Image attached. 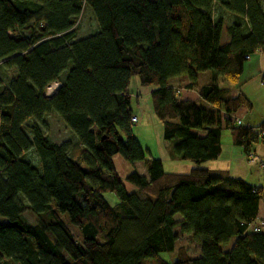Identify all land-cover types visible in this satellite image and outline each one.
I'll return each instance as SVG.
<instances>
[{
  "label": "trees",
  "instance_id": "obj_1",
  "mask_svg": "<svg viewBox=\"0 0 264 264\" xmlns=\"http://www.w3.org/2000/svg\"><path fill=\"white\" fill-rule=\"evenodd\" d=\"M33 1L0 0V69L15 72L0 77V264H264V225L251 227L264 220V184L200 166L219 157L224 130L246 155L264 140V122L257 131L230 117L248 105L234 94L244 61L264 51L261 1L36 0L31 22ZM84 2L97 29L77 38ZM181 76L200 100L168 85ZM134 80L153 87L171 158L195 164L187 173L166 172L135 137ZM51 113L77 147L47 137ZM115 154L147 176L121 177ZM185 233L198 255L175 247ZM173 250L172 262L160 255Z\"/></svg>",
  "mask_w": 264,
  "mask_h": 264
},
{
  "label": "crops",
  "instance_id": "obj_2",
  "mask_svg": "<svg viewBox=\"0 0 264 264\" xmlns=\"http://www.w3.org/2000/svg\"><path fill=\"white\" fill-rule=\"evenodd\" d=\"M264 72V51L252 53L245 61L239 82L236 85L237 90L234 94L240 92L248 102L239 109V116L245 125L255 127L264 122V85L260 84V76ZM189 81L184 76L175 77L169 80L168 85L177 88L180 99L200 100L201 97L197 88L185 87ZM137 80H134L130 87L131 97L135 100V110L132 114L137 118V125L133 129L135 137L139 140L145 150L150 155L157 156L161 159L163 169L171 173H187L195 164L188 160L172 159L169 153L168 142L162 137V126L160 121L152 111L150 100V91L153 87L148 88V94L139 97ZM141 87V86H140ZM201 136L205 135L207 130H195ZM226 140H222L223 136ZM221 153L217 159L209 160L200 166L211 170L212 172H224L233 178H241L249 181L254 185L264 184V172L258 163L250 162L242 147L232 145L229 141V132L224 130L221 137ZM252 152L264 159V140L255 143L252 146ZM116 162V163H115ZM142 163L141 169L135 168L136 163ZM113 164L116 171L125 177L129 172L136 169L138 173L147 176L142 161L134 164L126 162L120 155L113 156ZM120 168L123 172L120 173ZM259 217L264 218V206H260Z\"/></svg>",
  "mask_w": 264,
  "mask_h": 264
},
{
  "label": "rangeland",
  "instance_id": "obj_3",
  "mask_svg": "<svg viewBox=\"0 0 264 264\" xmlns=\"http://www.w3.org/2000/svg\"><path fill=\"white\" fill-rule=\"evenodd\" d=\"M263 10H264V0H260ZM39 2L38 1H33L32 3L28 4V8H29V12L32 15V21L31 22H35L37 20V18L40 17V15L42 14V10L38 7ZM231 19L228 17L225 20V25L230 23ZM32 24V23H31ZM30 24V25H31ZM97 29V22L94 18V16L92 15L90 9L87 7V5L85 4V2L83 3V9L82 12L80 14V17L77 21V25H76V37L80 38V37H84L92 32H94ZM29 33L28 29H25L23 31H21L22 35H27ZM223 40H225V34L223 36ZM209 72H202L199 75V83H203V81L206 80V74H208ZM15 74L14 70H6L5 72L2 71L0 69V77L2 78L3 83L5 82V79L7 77H11ZM4 75V77H3ZM7 76V77H5ZM139 89H137V95L139 97H141L142 95L148 94V88H144L147 86H138ZM46 92V90H45ZM54 94V93H53ZM53 94L49 95L48 93L45 94V96L47 97H51ZM132 109L135 110V100L134 98L132 99ZM46 120L48 123V126L46 127V135L49 139H51L52 141H56L57 143H61L63 141H70V143L73 144V146L77 147V141L76 138L74 137L73 133L64 125V123L62 122V119H60L58 117V115L51 113L49 115L46 116ZM138 121H136L135 123H137ZM226 137H228L227 135L223 136L222 140H226ZM77 149V148H76ZM29 157H33L35 156L34 153H29L28 155ZM116 163V162H115ZM256 163V162H254ZM259 165V164H258ZM142 163H136V167L138 169H141ZM119 169V172L122 173L123 171ZM263 171V170H262ZM264 172V171H263ZM124 173V172H123ZM105 198L111 203L114 204L116 202V197L113 193L107 192L104 194ZM25 220L27 222H33L34 220V216L27 211L25 213ZM65 219H67L66 215L64 216ZM70 229L72 230L73 234L77 237H79V231L78 229L69 224ZM176 232H178V228L175 229ZM176 248L183 246L187 253L190 256H196L199 254V244L194 240V238L191 236V234H181L175 244ZM161 257L164 258L165 260L172 262L176 259V255H175V250L173 251H165V252H161L160 253Z\"/></svg>",
  "mask_w": 264,
  "mask_h": 264
},
{
  "label": "built area",
  "instance_id": "obj_4",
  "mask_svg": "<svg viewBox=\"0 0 264 264\" xmlns=\"http://www.w3.org/2000/svg\"><path fill=\"white\" fill-rule=\"evenodd\" d=\"M260 84L264 85V73L261 74L260 77ZM60 83L57 81H54L52 83H50L47 87H46V93H48L49 95L55 93L59 87ZM230 117L232 118L233 122L237 125L242 124V120L239 116H237L236 114H230ZM137 121L136 116H132L131 117V122L135 123ZM247 158L250 162H256L259 164L260 168L264 171V159L260 158L259 155H257L254 152H250L249 155H247ZM258 223L257 225L255 223ZM254 224L251 225V227H253V230H258L259 225H264V220H260V221H255L253 222Z\"/></svg>",
  "mask_w": 264,
  "mask_h": 264
}]
</instances>
